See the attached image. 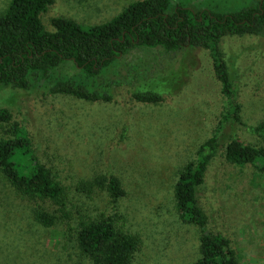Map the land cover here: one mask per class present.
Here are the masks:
<instances>
[{"label": "rangeland", "instance_id": "rangeland-1", "mask_svg": "<svg viewBox=\"0 0 264 264\" xmlns=\"http://www.w3.org/2000/svg\"><path fill=\"white\" fill-rule=\"evenodd\" d=\"M11 0H0V13ZM136 0H55L42 14L49 30L63 16L95 25L107 22ZM177 1V0H175ZM196 9L239 10L258 0H186ZM222 49L237 76L241 118L264 123V33L227 35ZM134 65V85L123 83L109 102L88 101L43 89H0V107L12 120L0 121V138L14 123L29 134L38 160L65 186L71 218L55 227L39 224L33 207L0 171V264H93L78 248L81 219L112 213L105 191L85 193L77 183L97 175L117 176L127 194L120 201V228L137 234L140 245L132 264H195L201 231L179 217L175 185L181 169L197 157L199 146L218 125L224 96L207 49L187 47L173 57L160 49L134 50L122 60L119 76ZM75 72L72 64L60 69ZM149 85L141 84L145 82ZM163 94L160 102H138L137 89ZM243 141L260 137L237 127ZM213 160L200 192L208 227L227 235L242 264H264V175L253 165L225 159V145Z\"/></svg>", "mask_w": 264, "mask_h": 264}, {"label": "trees", "instance_id": "trees-1", "mask_svg": "<svg viewBox=\"0 0 264 264\" xmlns=\"http://www.w3.org/2000/svg\"><path fill=\"white\" fill-rule=\"evenodd\" d=\"M54 3L11 0L0 13V89H43L50 94L109 102L120 85H134L138 65L127 76H119L121 60L130 52L160 49L163 55L173 57L187 47L209 51L225 103L212 135L179 173L176 209L182 221L197 225L201 231L200 257L195 264H242L232 240L209 229L200 192L226 141V161L251 164L264 175V123L252 126L242 120L237 76L221 44L227 35L264 33V0L230 12L198 10L186 0H136L107 22L83 25L58 16L52 18L54 30H49L42 14ZM67 64H72L75 72L60 70ZM132 97L138 102L164 99L163 94L146 88L134 90ZM12 117L10 109L0 107V121L9 122ZM239 126L259 136L260 142L243 141L237 133ZM11 132L10 137L0 138V171L19 194V202L32 206L34 219L45 227L69 220L72 215L65 186L38 160L28 132L18 123ZM77 190L105 191L112 206V213L79 221L76 239L81 253L93 264H132L140 237L117 224L123 217L120 201L127 194L120 179L114 174L97 175L79 181Z\"/></svg>", "mask_w": 264, "mask_h": 264}]
</instances>
